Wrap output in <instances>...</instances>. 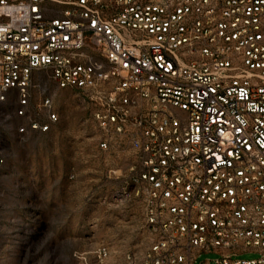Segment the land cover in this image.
<instances>
[{
    "label": "built area",
    "instance_id": "2783aa9c",
    "mask_svg": "<svg viewBox=\"0 0 264 264\" xmlns=\"http://www.w3.org/2000/svg\"><path fill=\"white\" fill-rule=\"evenodd\" d=\"M36 72L134 156L111 198L139 206L148 246L125 264H264V0H0L22 136L61 120L50 96L32 111Z\"/></svg>",
    "mask_w": 264,
    "mask_h": 264
},
{
    "label": "rangeland",
    "instance_id": "374dc122",
    "mask_svg": "<svg viewBox=\"0 0 264 264\" xmlns=\"http://www.w3.org/2000/svg\"><path fill=\"white\" fill-rule=\"evenodd\" d=\"M31 108L50 96L61 120L50 132L19 135L13 98L0 108V264H125L148 246L142 211L111 194L134 159L129 147L98 146L92 108L72 90H58L43 72L33 76ZM215 258L203 255L199 261ZM242 258H254L245 254Z\"/></svg>",
    "mask_w": 264,
    "mask_h": 264
}]
</instances>
